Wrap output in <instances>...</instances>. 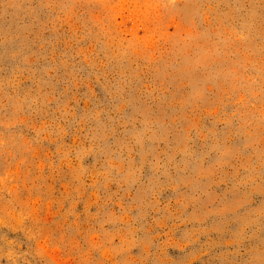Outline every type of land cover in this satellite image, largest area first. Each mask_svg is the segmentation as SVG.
Listing matches in <instances>:
<instances>
[{"label": "rangeland", "instance_id": "rangeland-1", "mask_svg": "<svg viewBox=\"0 0 264 264\" xmlns=\"http://www.w3.org/2000/svg\"><path fill=\"white\" fill-rule=\"evenodd\" d=\"M0 264H264V0H0Z\"/></svg>", "mask_w": 264, "mask_h": 264}]
</instances>
